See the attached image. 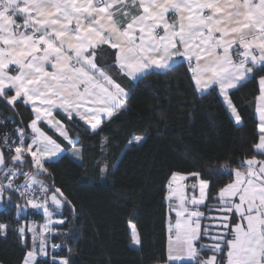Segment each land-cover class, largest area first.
I'll use <instances>...</instances> for the list:
<instances>
[{
    "label": "snow or ice",
    "instance_id": "snow-or-ice-1",
    "mask_svg": "<svg viewBox=\"0 0 264 264\" xmlns=\"http://www.w3.org/2000/svg\"><path fill=\"white\" fill-rule=\"evenodd\" d=\"M110 68L134 82L184 69L201 97L218 90L240 125L229 92L264 72V0H0V101L13 108L18 101L30 105L34 114L15 137L0 136V204L11 206L18 196L24 201L15 203L18 215L30 207L47 219L39 231L17 229L25 246L26 234L33 233L23 264H40L39 257L49 256L45 233L52 231L54 215L49 201L55 209L75 208L61 188L39 178L49 174L46 164L67 151L59 138L72 146L73 155L80 154L56 113L69 121L78 117L96 130L103 118L125 110L131 98L132 85L126 89L116 82ZM258 84L255 154L233 170L234 180L210 196L211 182L200 172L172 173L165 199L176 197L179 203L169 205L177 219L169 221L175 240L169 236L165 264H264V75ZM41 122L58 138L43 131ZM144 139L134 135L128 146ZM25 165L29 171H23ZM21 176L23 183H16ZM189 176L197 180L191 196L181 183ZM55 223L63 225L65 219ZM7 227L0 222V233ZM131 239L134 246L142 244L135 225ZM45 264L71 262L53 254Z\"/></svg>",
    "mask_w": 264,
    "mask_h": 264
},
{
    "label": "trees",
    "instance_id": "trees-1",
    "mask_svg": "<svg viewBox=\"0 0 264 264\" xmlns=\"http://www.w3.org/2000/svg\"><path fill=\"white\" fill-rule=\"evenodd\" d=\"M259 75L264 72L229 92L242 117V123L236 125L217 91L201 97L184 69L150 75L138 82L116 72L114 78L121 85L126 89L132 85L126 109L104 120L94 132L74 120L65 121L80 146V159L65 153L46 164L49 174L39 177L61 188L75 206L74 211L71 205L60 211L53 209L65 219L59 227L61 233L51 238L61 244L55 255L69 257L71 264L164 263L170 217L164 200L168 180L173 172L198 171L211 182L210 196L232 182L233 170L255 154L258 132L254 105ZM30 120V111L22 103L13 108L0 101V134L15 137L16 129H27ZM134 135L145 139L129 147ZM23 171H29L27 165ZM13 199L21 203L17 196ZM15 203L4 204L0 212V222L8 225L6 233H0V264H22L30 249L29 236L25 246L17 232L20 219ZM21 219L39 221L41 214L28 209ZM131 225L142 241L137 248L131 246ZM46 259L39 257L40 264Z\"/></svg>",
    "mask_w": 264,
    "mask_h": 264
},
{
    "label": "crops",
    "instance_id": "crops-1",
    "mask_svg": "<svg viewBox=\"0 0 264 264\" xmlns=\"http://www.w3.org/2000/svg\"><path fill=\"white\" fill-rule=\"evenodd\" d=\"M105 48H107V46H104ZM109 51H111L110 49H109ZM107 71H109L110 73H111V75H112V78L116 81V82H118L119 83V81H117L115 78H114V74L117 72L118 73V70H116V69H113V68H110V69H107ZM119 74V73H118ZM120 75V74H119ZM121 76H123V75H121ZM123 78H125L126 80H128L129 78L128 77H126V76H124ZM130 80V79H129ZM123 86V85H122ZM257 86H258V94H259V84H258V79H257ZM124 87V86H123ZM231 91V90H230ZM217 94H218V90H217ZM8 95H12V93L11 92H9L8 93ZM220 97V96H219ZM221 98V101L223 102V100H222V97H220ZM19 102V101H18ZM223 104H224V106H225V108L227 109V111H228V113H229V115H230V117H231V114H230V111L228 110V108H227V106H226V104L223 102ZM24 105V104H23ZM27 108H28V110L30 111V114H31V120L34 118V114H33V112H32V108H31V106L30 105H25ZM254 110H255V119H256V123H257V132H258V124H259V117H258V113L256 112V101H255V105H254ZM56 119H58V120H61L64 124H65V121H69V120H67L66 118H65V116L62 114V113H56ZM231 119H232V121L234 122V119L231 117ZM30 120V121H31ZM74 121H76V122H78L79 124H81L83 127H85L88 131H90V132H94V131H96V130H92L91 129V125H89V124H86L84 121H82V120H80L78 117H76V118H74L73 119ZM104 120H107V118H103V121ZM30 121H29V123H30ZM28 123V124H29ZM235 123V122H234ZM28 124H27V126H28ZM41 128H42V130L43 131H45L48 135H50V136H53V138H55L54 136H56L57 138H58V133L55 131V129H53V128H50L46 123H44V122H41L40 123V125H39ZM28 132H29V134H30V129H28ZM259 134V133H258ZM59 140H60V142L62 143V146L64 147V148H66L67 149V151H65V153H67V154H69L71 157H73L75 160H79L80 159V154H79V156L77 157L76 155H73V149H72V146L71 145H69L68 143H67V141H63L62 140V138H59ZM74 140H76V139H74ZM257 140H258V137H257ZM257 142V141H256ZM75 147L77 148V149H79L80 150V146L79 145H75ZM65 153H63V154H65ZM234 174H233V180H234ZM170 180V179H169ZM169 180H168V182H169ZM232 180V181H233ZM168 182H167V184H166V194H165V197L168 195V193H169V188H168ZM181 183H183V184H186V185H188V188L186 189V194L188 195V196H191L192 194H193V191H192V189H191V185L192 184H195V183H197V180H196V178L195 177H191V176H189L188 177V179L186 180V181H183V182H181ZM173 187H176V185H173ZM195 194L198 196L199 195V192H198V189L196 190V192H195ZM165 200V203H166V205H167V207H168V212H169V216L170 217H168V219H167V222H166V231H167V243H166V257H167V251H168V243H169V236L171 235L172 236V238H173V241L175 240V232L173 231L172 233H169V231H168V227H169V221H171V223L172 224H175V221H176V219H177V217H176V215H175V212L174 211H170V208H169V205L170 204H172L173 206H175V205H177L178 203H179V201H178V199L176 198V197H174L173 198V200L172 201H168V200H166V199H164ZM202 206H200V210L201 211H203V209L201 208ZM41 209H39L38 211H37V213H39V214H41V220H39L38 222V224H36V225H33V223H32V221H26V226H24V227H28V225H33L32 227H36V226H38V225H40L41 224V222H43L44 224H46L47 223V219L44 217V215L41 213ZM59 219H64V218H62L58 213H55L54 212V215H53V217H52V220H53V223L50 225V227L52 228V231L51 232H49V233H51V234H49L50 235V237L52 238L53 236H56V235H58V234H60L61 233V229L59 228L61 225L60 224H57V223H55V221H57V220H59ZM239 219V217H237V220ZM129 232H130V234H131V226H129ZM29 234H31V232H28L27 233V235H29ZM48 234V233H47ZM29 240H30V249L32 248V235L30 236L29 235ZM131 243H132V241H131ZM131 246L132 247H134V248H137L138 246H134V245H132L131 244ZM38 248V247H37ZM29 249V250H30ZM25 258V257H24ZM184 263H192V264H195V261H188V260H186V261H184ZM23 264V263H22ZM159 264H165V262L164 263H159Z\"/></svg>",
    "mask_w": 264,
    "mask_h": 264
},
{
    "label": "built area",
    "instance_id": "built-area-1",
    "mask_svg": "<svg viewBox=\"0 0 264 264\" xmlns=\"http://www.w3.org/2000/svg\"><path fill=\"white\" fill-rule=\"evenodd\" d=\"M3 134H8V135L11 136V134H9V133H3ZM3 134H0V136H2ZM5 152H7L6 149H5ZM2 178H3V174L1 173V174H0V179H2ZM18 179H19V177L16 179V183H23L24 178H23L22 180H20V181H19ZM17 197H18V196H17ZM18 198H19V197H18ZM19 199L21 200V203H20V204H23V202H24L23 199H22V198H19ZM28 209H31V208L29 207ZM28 209H26V210L20 212L19 215H18L17 212H16V216H17V218L20 219V225H19L18 228H20V227H24L26 221H32L33 225H36V224L39 223L38 221L33 220V219H21V217H22L24 214L27 213V210H28ZM32 210H34L35 212H37L39 209H32ZM49 210L54 212L53 207H52L50 204H49ZM41 213L43 214V211H41ZM43 215H44V214H43ZM44 217H45V216H44ZM45 218H46V217H45ZM17 232H18V231H17ZM18 235H19V233H18ZM53 244L61 245V244H59V243L53 242L52 239H51V237L49 236V238L47 239V246H48V252H49V256L47 257L48 259H50L51 256H52L53 254H56V253H58V252L60 251V248H61V247H60V248H57V249H53V248H52V245H53ZM38 247H39V245H38ZM43 258H45V257H43Z\"/></svg>",
    "mask_w": 264,
    "mask_h": 264
},
{
    "label": "rangeland",
    "instance_id": "rangeland-1",
    "mask_svg": "<svg viewBox=\"0 0 264 264\" xmlns=\"http://www.w3.org/2000/svg\"><path fill=\"white\" fill-rule=\"evenodd\" d=\"M26 224H27V223H25V226H26ZM43 225H45V224H44L43 222H41L40 225H38V226H36V227H33V228H34L35 230L39 231L40 227L43 226ZM32 226H33V225H31V224L28 225V227H32ZM49 234H51V233H48V234L45 233V235L47 236V239H48L49 236H50ZM26 235H27V234H26ZM29 235L31 236V235H33V233H31V234H29ZM29 235H28V236H29ZM131 244H132V243H131ZM38 245H39V240L36 241V246L38 247ZM132 245H133V244H132Z\"/></svg>",
    "mask_w": 264,
    "mask_h": 264
},
{
    "label": "water",
    "instance_id": "water-1",
    "mask_svg": "<svg viewBox=\"0 0 264 264\" xmlns=\"http://www.w3.org/2000/svg\"><path fill=\"white\" fill-rule=\"evenodd\" d=\"M1 174V173H0ZM49 204L53 207V209H55V207L51 204V202L49 201ZM4 204H0V212H2L3 210H4ZM64 207V206H63ZM63 207L62 208H60V209H55V210H58V211H60V210H62L63 209Z\"/></svg>",
    "mask_w": 264,
    "mask_h": 264
}]
</instances>
